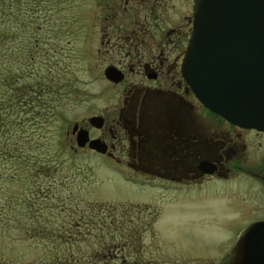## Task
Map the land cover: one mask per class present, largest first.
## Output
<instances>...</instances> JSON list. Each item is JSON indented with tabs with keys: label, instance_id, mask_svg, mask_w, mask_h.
<instances>
[{
	"label": "rangeland",
	"instance_id": "rangeland-1",
	"mask_svg": "<svg viewBox=\"0 0 264 264\" xmlns=\"http://www.w3.org/2000/svg\"><path fill=\"white\" fill-rule=\"evenodd\" d=\"M108 2L0 0V132L8 131L6 123L17 116L14 108L29 95L28 87L59 74L67 78L60 96L42 95L47 99L34 107L32 118L21 109L22 123L15 121L11 129L17 147L23 150L28 140L30 151L51 165L49 175L40 171L34 180L22 159L0 158V264H63L96 249L110 258L98 261L95 255L94 264H212L230 251L247 225L264 219V209L232 206L238 193L231 181L212 178L187 192L161 196L126 181L127 168L75 145L72 126L86 128L91 115L109 116L121 94V86L103 76L120 56L113 47L117 39L102 37ZM120 20L113 25L128 30L130 23ZM89 203L107 205L105 221L116 214L122 228L111 231L107 225L102 238L93 231L71 244L78 239L61 226ZM124 241L133 247L127 249Z\"/></svg>",
	"mask_w": 264,
	"mask_h": 264
},
{
	"label": "flooded vegetation",
	"instance_id": "flooded-vegetation-1",
	"mask_svg": "<svg viewBox=\"0 0 264 264\" xmlns=\"http://www.w3.org/2000/svg\"><path fill=\"white\" fill-rule=\"evenodd\" d=\"M193 5L194 0H109L103 5L102 37L114 36L120 55L116 65L108 66L123 75L117 83L106 80L121 86V94L109 116L91 115L103 119L100 127L90 117L86 128L77 123V130L86 129L106 150L82 148L127 168L126 181L155 194L184 193L217 178L234 183L238 195L232 206L262 211L264 130L239 127L207 110L182 75ZM119 19L130 23L128 30L113 25ZM76 132H70L74 141ZM259 220L264 221L253 222ZM236 240L211 263L231 264Z\"/></svg>",
	"mask_w": 264,
	"mask_h": 264
},
{
	"label": "water",
	"instance_id": "water-1",
	"mask_svg": "<svg viewBox=\"0 0 264 264\" xmlns=\"http://www.w3.org/2000/svg\"><path fill=\"white\" fill-rule=\"evenodd\" d=\"M181 72L201 104L231 124L264 130V0H194L192 30ZM104 76L119 82L113 66ZM89 122L102 125L100 116ZM76 131V144L103 153L106 145ZM205 173L212 169L201 164ZM231 264H264V221L247 226L234 246Z\"/></svg>",
	"mask_w": 264,
	"mask_h": 264
},
{
	"label": "trees",
	"instance_id": "trees-1",
	"mask_svg": "<svg viewBox=\"0 0 264 264\" xmlns=\"http://www.w3.org/2000/svg\"><path fill=\"white\" fill-rule=\"evenodd\" d=\"M66 81H67V78H62V75L59 74V77L56 80L55 79H52L51 81L48 80L47 83L45 81L41 82V80H40L39 82L35 83L31 87H28V89L30 88L29 92L32 94L30 95V93H28L29 95L27 96V98H24L23 101L19 100L20 106L16 105V107L14 108V111L17 112V113H15L17 115V116H15L16 118L12 116V120L7 121L6 130L8 129V131L0 132V136L3 137V142L0 140V158L3 160H8V161H11L14 159H22L23 162L27 164L26 165V167H27V173L26 174L28 175V177L33 178L34 180H35V178H38L40 171L44 172L45 175H47V174L49 175L50 168H52V167L50 164L45 163L44 159L43 158L41 159L40 155L34 154L30 151L32 149V144H30L28 140L25 141L26 145L24 146L23 150H21L19 147H17L18 142L15 141V133L12 132L11 129H15L17 127V126L14 127L15 121L18 122V124L22 123V120L20 121V117L18 118L19 113L22 111L21 109H23V108L26 109L25 111L23 110L25 113V117H26V114H28L32 118L34 113H36V109L34 107H36V106L38 107V105H40L43 101H45L47 99L46 96H48V99H50L51 96H58V95L60 96L62 94V91L67 87V85L63 84ZM44 94H46V96L42 97V95H44ZM4 116L6 118V113ZM5 134H7V136H5ZM7 143H9V144H7ZM2 144H5V146H2ZM40 193H41V191H40ZM110 206H113V209L115 207H117L116 204H112ZM87 207L92 208L93 210H95V212L92 213L91 215H89L88 212H86V210H85ZM106 207H107V205H102V204H98V203L86 204L80 210L75 211V213H76L75 218H72V214H73L72 213L70 215V221L68 223L69 225L61 226V229L64 230L65 234H67L68 237H71V236L75 237V238L80 237V238H82V240H84V238L89 236L91 234V232H93V231H100L99 232L100 235H96L94 237L102 238L101 230L104 229V227L107 225L109 226L108 229L111 231L119 229L118 227L122 228L123 222H118L121 218L118 219L116 214H113V213H111V214H113V216H110V214H109L111 221L109 222V224H107V222L105 221V217L103 215L104 209H106ZM122 207H125V206H122ZM88 215H89V217H88ZM119 215L125 216L126 213H121ZM92 216L94 217V221L88 222L89 219L91 220L93 218ZM104 221H105V225H104ZM148 224H149V221L147 223H145L146 226ZM70 231H72V232H70ZM137 233H138V231H137ZM82 240L81 239L74 240L71 242V244L80 242ZM124 242H125V246L127 249L133 247L132 243H130L128 241H124ZM110 244H114V242L110 243ZM103 247H104V245H102L101 249ZM112 249H113V245L108 247V251H111ZM103 252H102V254H100L99 250L96 249L88 257L83 256L84 259H80V258H70L69 259L68 258L67 260H65L63 262V264H67V261L69 262V264H91V263L94 264V263H96V260L99 258L100 259L98 261H100V260L104 261V259L106 260V259L110 258L109 257L110 255L106 254L108 252H106V253L105 252L103 253ZM92 255H94V256L98 255L99 258H97L95 256L96 258L92 259L91 258V257H93ZM121 255H123V254H121ZM102 256H104V258ZM113 256L117 257L118 255L117 254L112 255V257ZM51 263L57 264V262H54V261Z\"/></svg>",
	"mask_w": 264,
	"mask_h": 264
}]
</instances>
